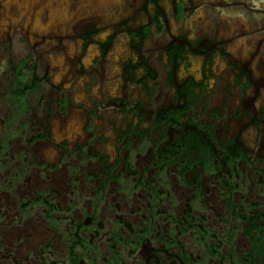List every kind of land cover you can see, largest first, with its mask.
Masks as SVG:
<instances>
[{
  "label": "flooded vegetation",
  "instance_id": "af4514ba",
  "mask_svg": "<svg viewBox=\"0 0 264 264\" xmlns=\"http://www.w3.org/2000/svg\"><path fill=\"white\" fill-rule=\"evenodd\" d=\"M0 264H264V0H0Z\"/></svg>",
  "mask_w": 264,
  "mask_h": 264
}]
</instances>
